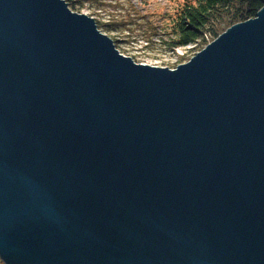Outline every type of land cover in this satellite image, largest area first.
Returning <instances> with one entry per match:
<instances>
[{
	"label": "water",
	"instance_id": "95a60500",
	"mask_svg": "<svg viewBox=\"0 0 264 264\" xmlns=\"http://www.w3.org/2000/svg\"><path fill=\"white\" fill-rule=\"evenodd\" d=\"M65 0H0L3 264H264V6L175 68Z\"/></svg>",
	"mask_w": 264,
	"mask_h": 264
},
{
	"label": "rangeland",
	"instance_id": "374dc122",
	"mask_svg": "<svg viewBox=\"0 0 264 264\" xmlns=\"http://www.w3.org/2000/svg\"><path fill=\"white\" fill-rule=\"evenodd\" d=\"M72 1H76L74 12L92 17L97 28L110 39L115 40L116 49L137 63L175 68L188 61L204 47L188 45L166 50L156 36L150 35L149 38L145 36L142 31L145 28L144 25L138 26L143 19L132 15L137 12L145 15L146 20L155 21L157 17L171 12L180 0H100V3ZM126 16L132 17L131 19L138 25L127 22ZM0 264L3 263L0 262Z\"/></svg>",
	"mask_w": 264,
	"mask_h": 264
},
{
	"label": "trees",
	"instance_id": "16d2710c",
	"mask_svg": "<svg viewBox=\"0 0 264 264\" xmlns=\"http://www.w3.org/2000/svg\"><path fill=\"white\" fill-rule=\"evenodd\" d=\"M66 1L68 7L75 10L76 1ZM81 1L100 3V0H80L79 3ZM263 6L264 0H180L171 12L157 17L155 21L146 20L145 15L136 11L133 17L138 16L143 22L138 25L130 16H126V21L144 25L142 31L145 36H156L166 50L188 45L203 47L229 26L255 17ZM147 41L150 42L149 39Z\"/></svg>",
	"mask_w": 264,
	"mask_h": 264
}]
</instances>
